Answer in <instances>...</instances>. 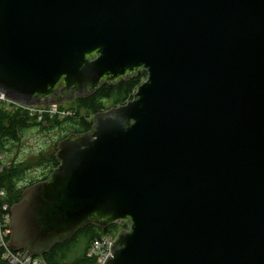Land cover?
I'll list each match as a JSON object with an SVG mask.
<instances>
[{
    "label": "water",
    "instance_id": "95a60500",
    "mask_svg": "<svg viewBox=\"0 0 264 264\" xmlns=\"http://www.w3.org/2000/svg\"><path fill=\"white\" fill-rule=\"evenodd\" d=\"M141 70L131 100L57 143L11 207L10 248L43 257L118 223L105 264H264V0H0L12 100L61 104Z\"/></svg>",
    "mask_w": 264,
    "mask_h": 264
},
{
    "label": "trees",
    "instance_id": "16d2710c",
    "mask_svg": "<svg viewBox=\"0 0 264 264\" xmlns=\"http://www.w3.org/2000/svg\"><path fill=\"white\" fill-rule=\"evenodd\" d=\"M146 78L147 73L145 70H142L129 80H123L119 84H106L93 96L79 98L74 103H71L67 108L71 111V114L61 120L58 117L45 116L42 121H37L36 117H32L24 112H8L0 109V153L2 155L6 153L9 150L10 144L19 142L20 134L32 126L41 127L42 130L48 128L46 127L47 125L50 126L49 128H71L70 131L75 133H84L90 130L92 127V115L105 108V100L110 99L113 105L123 103L132 97L137 87ZM55 153L56 145L50 153L42 152L38 155L37 162L32 163V165H35L37 168H43L50 174L59 164ZM0 165L2 167V171L0 172V189L6 194L2 197V202L8 203L10 207L20 201L22 193L28 185L44 180L48 176L44 175L42 178L28 181L27 185L21 187L20 182L25 181L27 171L32 168V165H28L27 160H14L8 164L1 161ZM115 229V225L107 229L88 225L78 231L72 238L54 246L43 255V258L48 264H96V257L89 254L91 244L94 240L111 233ZM0 264H9L2 258L1 250Z\"/></svg>",
    "mask_w": 264,
    "mask_h": 264
},
{
    "label": "built area",
    "instance_id": "2783aa9c",
    "mask_svg": "<svg viewBox=\"0 0 264 264\" xmlns=\"http://www.w3.org/2000/svg\"><path fill=\"white\" fill-rule=\"evenodd\" d=\"M0 109L6 111H20L36 117L37 121H42L44 116L61 117L71 113L69 109H63L59 104H51L44 107H37L36 105L23 104L8 98L6 95L0 93ZM2 156L0 153V163ZM2 167L0 165V172ZM4 191L0 189V250L2 258L9 264H48L43 257H32L25 252H15L9 246L10 223H11V207L9 204L2 202ZM123 229H126L124 227ZM121 231V230H120ZM116 236L112 233L105 234L93 241L91 244L89 254L96 257V264H105L108 257L112 255L113 243Z\"/></svg>",
    "mask_w": 264,
    "mask_h": 264
},
{
    "label": "rangeland",
    "instance_id": "374dc122",
    "mask_svg": "<svg viewBox=\"0 0 264 264\" xmlns=\"http://www.w3.org/2000/svg\"><path fill=\"white\" fill-rule=\"evenodd\" d=\"M70 104L71 102L68 101L61 103L60 106L64 107L63 109H67ZM36 106L46 107L48 105L42 104ZM63 118L64 116L59 117L60 120ZM46 127L48 128L42 130L41 127L32 126L24 130L20 134V141L16 142L15 144H10L9 150H7V152L3 155L1 154V160L4 161L5 164H8L11 161L13 162L14 160H27L28 165H32V163L37 162L38 155H40L42 152L50 153L55 147V145H57V143L60 141V139H62L66 134L71 132V128H49V125H47ZM44 175H49L45 169L37 168L35 165H32V168L27 171L25 181L20 182V186L23 187L28 184V181L42 178ZM5 195L6 194L4 192V196ZM119 231L120 228H116L111 233L117 236Z\"/></svg>",
    "mask_w": 264,
    "mask_h": 264
},
{
    "label": "flooded vegetation",
    "instance_id": "af4514ba",
    "mask_svg": "<svg viewBox=\"0 0 264 264\" xmlns=\"http://www.w3.org/2000/svg\"><path fill=\"white\" fill-rule=\"evenodd\" d=\"M142 71V70H141ZM131 78V77H130ZM129 78V79H130ZM129 79H121L119 82H118V84L121 82V81H123V80H129ZM107 83H105V84H103L101 87H103L104 85H106ZM100 87V88H101ZM99 88V89H100ZM98 89V90H99ZM97 90V91H98ZM96 91V92H97ZM95 92V93H96ZM94 93V94H95ZM93 94V95H94ZM68 95V93H66V92H63L62 90H59L57 93H56V98H60V97H64V96H67ZM93 95H90V96H82V97H79V96H75L74 97V99H72V100H66V101H64V102H71V103H74L77 99H79V98H83V97H91V96H93ZM132 97H133V95H132ZM132 97H130L128 100H126V101H124L123 103H121V104H117V105H113V103H112V101L109 99V100H105L104 101V104H105V108H103V109H101V111L100 112H105V111H107V110H110V109H112V108H115V107H118V106H120V105H123V104H126L129 100H131L132 99ZM109 105H108V104ZM100 112H98V113H100ZM71 114V113H70ZM70 114H68V115H70ZM97 114V113H96ZM95 115V114H94ZM94 115H92V118H91V120H92V126H93V124H94ZM67 116V115H66ZM65 116V117H66ZM92 128V127H91ZM91 130V129H90ZM90 130H88V131H90ZM88 131H86V132H88ZM75 132H73V131H71L70 133H68V134H66L63 138H65L66 136H68V135H70V134H74ZM85 133V132H84ZM62 138V139H63ZM61 139V140H62ZM56 147H57V145H56ZM115 226H116V228H120L121 230L124 228V225H122V224H118V223H116V224H114Z\"/></svg>",
    "mask_w": 264,
    "mask_h": 264
}]
</instances>
